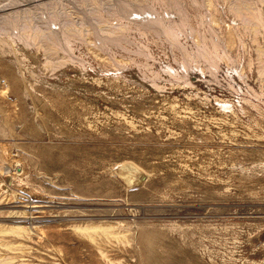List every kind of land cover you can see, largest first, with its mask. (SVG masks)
Here are the masks:
<instances>
[{
    "label": "rangeland",
    "instance_id": "374dc122",
    "mask_svg": "<svg viewBox=\"0 0 264 264\" xmlns=\"http://www.w3.org/2000/svg\"><path fill=\"white\" fill-rule=\"evenodd\" d=\"M0 262L264 264V0H0Z\"/></svg>",
    "mask_w": 264,
    "mask_h": 264
},
{
    "label": "bare ground",
    "instance_id": "6f19581e",
    "mask_svg": "<svg viewBox=\"0 0 264 264\" xmlns=\"http://www.w3.org/2000/svg\"><path fill=\"white\" fill-rule=\"evenodd\" d=\"M23 28V31L26 32V30H30V36L29 38H35L36 37V34H38L39 30L37 28H32L30 27L29 25H25ZM56 48V47H55ZM55 50H53L54 52ZM49 58V57H48ZM128 169L130 170L131 167L129 168L128 166ZM141 178H143V176H141ZM129 182H131V178L130 177H127L126 178ZM75 231L78 232L79 234H82L86 237H88L89 239H94L93 238V235L100 231V232H103L104 233V236H109V237H114V238H118V234H116L112 228L110 227H107V228H104V227H100V226H93V227H89V226H84V227H76L75 228ZM98 234V233H97ZM92 241V240H91ZM0 264H6V262H0ZM9 264V263H8ZM11 264V263H10Z\"/></svg>",
    "mask_w": 264,
    "mask_h": 264
}]
</instances>
